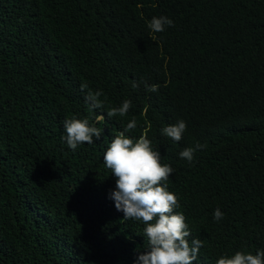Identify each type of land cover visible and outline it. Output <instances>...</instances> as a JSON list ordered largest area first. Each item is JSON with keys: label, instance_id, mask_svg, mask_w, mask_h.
I'll list each match as a JSON object with an SVG mask.
<instances>
[{"label": "trees", "instance_id": "trees-1", "mask_svg": "<svg viewBox=\"0 0 264 264\" xmlns=\"http://www.w3.org/2000/svg\"><path fill=\"white\" fill-rule=\"evenodd\" d=\"M161 15L174 26L153 33ZM73 117L100 139L69 149ZM133 118L126 135L146 132L174 169L175 212L203 243L193 264L264 250V0H0V264H136L144 225L115 209L103 161ZM178 120L175 142L162 129Z\"/></svg>", "mask_w": 264, "mask_h": 264}, {"label": "clouds", "instance_id": "clouds-1", "mask_svg": "<svg viewBox=\"0 0 264 264\" xmlns=\"http://www.w3.org/2000/svg\"><path fill=\"white\" fill-rule=\"evenodd\" d=\"M142 7V5H138ZM174 26V21L166 16L152 17L148 24L153 33L164 32L167 27ZM132 87L138 88L139 83L133 81ZM147 91L156 92L160 85H145ZM81 88H87L86 84ZM102 91H89L85 97L89 110L103 107ZM132 107V101L126 99L117 108L107 112V117L125 116ZM147 109H145V112ZM102 113V112H101ZM95 121L105 120L103 114H95ZM137 127L133 118L126 128L112 139L103 161L106 168L111 170L116 178L115 190L109 198L114 202L117 211L122 212L124 220L133 219L144 225V234L148 240V248L138 255L136 264H193L197 259L203 243L199 239L189 237L188 224L182 213L175 212L179 208L178 197L168 190L167 181L174 173L169 164L161 163V155L152 146L147 133L138 139L126 135ZM186 122L178 120L175 125L162 129L165 136L179 142L186 131ZM65 135L61 137L71 150H76L83 144H93L94 138L100 139L102 129L90 123L89 119L75 117L63 122ZM205 146L196 144L194 147L183 149L179 156L189 163L193 161L194 153ZM214 221L224 218V213L217 208L213 213ZM216 264H264V250H257L255 254L237 251L234 255H222Z\"/></svg>", "mask_w": 264, "mask_h": 264}]
</instances>
